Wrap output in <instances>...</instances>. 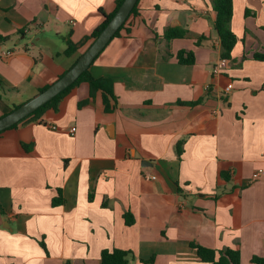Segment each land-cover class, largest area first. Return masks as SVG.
Segmentation results:
<instances>
[{
  "label": "crops",
  "instance_id": "crops-1",
  "mask_svg": "<svg viewBox=\"0 0 264 264\" xmlns=\"http://www.w3.org/2000/svg\"><path fill=\"white\" fill-rule=\"evenodd\" d=\"M136 3L88 67L111 84L108 110L82 81L0 133V264H100L113 249L130 251L128 264H206L190 243L236 249L240 264L264 257V173L252 179L264 171V62L251 59L264 49V0H232L237 42L219 74L210 0ZM115 4L0 0V53L11 52L0 55V116L68 70ZM168 28L185 34L167 41Z\"/></svg>",
  "mask_w": 264,
  "mask_h": 264
},
{
  "label": "trees",
  "instance_id": "trees-1",
  "mask_svg": "<svg viewBox=\"0 0 264 264\" xmlns=\"http://www.w3.org/2000/svg\"><path fill=\"white\" fill-rule=\"evenodd\" d=\"M122 0H116L115 9L110 14H104L103 21L91 32L89 37H86L85 40L91 38L94 39L99 32L104 28V26L108 23V21L111 19V17L116 12L117 8L121 4ZM212 10L215 12V17L212 23L213 30L216 33V36L219 41L220 45V58H224L226 60L231 59V52L233 50L234 45L237 42V38L235 34L231 30V19H232V0H210ZM137 4V3H136ZM134 5L133 9L131 10L130 14L128 15L127 19L124 21V23L120 26V28L116 31L114 34V37L118 36L120 31L124 28L125 24L128 22L129 18L135 13V7ZM247 12V11H246ZM245 12V13H246ZM185 34V30L181 28H168L166 29L162 36L167 40H171L174 38H181ZM202 38V37H201ZM9 39L8 36H2L0 35V44L4 41H7ZM198 44V42H197ZM77 45H74L72 43H68L67 47L64 51L65 55H70L76 50ZM246 59V56L244 55L242 60ZM251 59L255 61L264 62V49L258 52H254L251 55ZM176 60L181 65H191L194 63V56L191 51L185 52V51H179L176 53ZM85 81L89 85L90 89V95L92 96L93 93L96 90H100L102 92V101L103 105L105 107V110L109 109V99L114 100L113 92L111 89V84L109 81L103 80V79H94L88 72V69L85 70L78 78L75 80L70 86H68L66 89H64L62 92L57 94L55 97H53L50 101L45 103L43 106L36 109L33 113L28 115L26 118L39 113L46 107H53L55 108L58 102L61 100V98L75 85H77L79 82ZM0 86L2 87V83L0 81ZM45 88L41 89L40 91L44 90ZM39 91V92H40ZM199 103V101L195 102H189L185 103L187 106H195ZM177 104L183 105V102H177ZM19 106V105H17ZM17 106H14L13 108H16ZM24 118V119H26ZM24 119L19 121L18 123L22 122ZM18 123L14 124L10 128L15 127ZM3 132V131H2ZM1 133V132H0ZM184 140H179L175 145V152L177 156L179 157L182 152V145ZM88 199H92V192L89 193ZM63 203V198L61 196V192L58 189L57 195L52 199V205L57 206L61 205ZM124 222L126 225H131L133 223V218L130 213L126 212L123 215ZM39 245L43 250L46 251L45 244L42 241H39ZM190 247L194 248L196 251V255L198 260L201 263L206 264H240V258H239V251L236 249H230V248H224L221 250H214L210 249L204 246H201L199 244L190 243ZM131 255L130 251H124V250H118L113 249L111 251L108 250H102L100 252V264H128V257ZM152 260L148 261L151 262ZM251 264H264V257H252L250 259ZM63 264H69L68 261H66Z\"/></svg>",
  "mask_w": 264,
  "mask_h": 264
},
{
  "label": "water",
  "instance_id": "water-1",
  "mask_svg": "<svg viewBox=\"0 0 264 264\" xmlns=\"http://www.w3.org/2000/svg\"><path fill=\"white\" fill-rule=\"evenodd\" d=\"M136 2L137 0H122L108 23L68 70L44 90L38 92L16 108H12L8 113L0 116V132L26 118L77 80L112 39L116 31L127 19ZM141 164L150 165V163L146 162H142Z\"/></svg>",
  "mask_w": 264,
  "mask_h": 264
},
{
  "label": "built area",
  "instance_id": "built-area-1",
  "mask_svg": "<svg viewBox=\"0 0 264 264\" xmlns=\"http://www.w3.org/2000/svg\"><path fill=\"white\" fill-rule=\"evenodd\" d=\"M71 24H74V21H70ZM11 52L10 51H4V52H1L0 55L2 57H5L7 55H9ZM228 66V60L224 59V58H220L216 64L212 67V73L213 74H219L222 70H224L226 67ZM229 90V88H225V91L227 92ZM50 129L52 130H56V126H49ZM69 132L71 134H73V129H70ZM264 173L263 170L259 169V170H256L252 173V179H257L260 177V175H262ZM151 179H154L155 177L154 176H151L150 177Z\"/></svg>",
  "mask_w": 264,
  "mask_h": 264
}]
</instances>
